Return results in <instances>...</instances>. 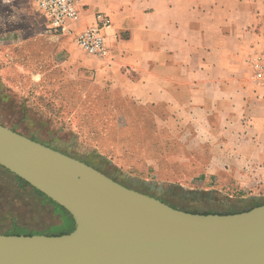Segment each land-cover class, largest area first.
Wrapping results in <instances>:
<instances>
[{
	"label": "crops",
	"instance_id": "crops-1",
	"mask_svg": "<svg viewBox=\"0 0 264 264\" xmlns=\"http://www.w3.org/2000/svg\"><path fill=\"white\" fill-rule=\"evenodd\" d=\"M4 1L7 20L23 17L5 36L9 62L38 65L15 71L14 94L35 87L41 94L59 76L41 104L43 120L85 132L116 166L106 128L125 127L119 142L130 128L166 129L174 160L205 161L207 176L264 193V88L254 75V61L264 57V0H80L72 28L95 23L98 13L110 19L102 55L71 34H48L45 15L33 16L34 0Z\"/></svg>",
	"mask_w": 264,
	"mask_h": 264
},
{
	"label": "water",
	"instance_id": "water-1",
	"mask_svg": "<svg viewBox=\"0 0 264 264\" xmlns=\"http://www.w3.org/2000/svg\"><path fill=\"white\" fill-rule=\"evenodd\" d=\"M0 165L75 222L58 235L0 233V264H264V204L181 210L1 122Z\"/></svg>",
	"mask_w": 264,
	"mask_h": 264
},
{
	"label": "rangeland",
	"instance_id": "rangeland-1",
	"mask_svg": "<svg viewBox=\"0 0 264 264\" xmlns=\"http://www.w3.org/2000/svg\"><path fill=\"white\" fill-rule=\"evenodd\" d=\"M7 10V2L4 1V5L0 4V19H4L0 21V122L2 124L82 159L122 184L150 194L181 210L200 213H233L249 208L255 202L264 201L263 192L254 194L253 190H245L239 184L231 183L229 177L220 179L213 174L207 176L204 173L205 161H183L171 158L170 151L166 148L169 146L166 143L169 139L166 129L156 128L151 131V128H130L126 131L127 141L119 142L120 135H123L121 131L125 127L106 128V143L117 152L113 161L120 166H116L110 162L108 154L105 158L98 148L88 142L92 138L87 137L85 132L80 135L67 127L64 121L57 122L58 125L54 122L56 125L54 126L51 122L43 120L42 114L47 115V113L42 112L41 104L55 93L59 76L47 81L48 85L43 83L41 94H38V87L30 92L29 89L24 90V93L21 91L19 92L21 94L17 96L14 94L15 91H19L17 80L13 77V74H16L15 71H30L31 67L36 68L38 65L23 63V61L19 64L9 62L11 58L8 51L10 50L7 51L6 45L11 41L8 42L5 36L13 26L20 25L19 22L23 17L15 16L7 20L9 16ZM34 10L33 16L39 18V22L45 20L44 13L35 3ZM48 34L53 33L48 32ZM15 51L22 54L20 49ZM51 71L53 72L54 69ZM32 81H24V84L30 87ZM21 98L24 100L23 105L26 109H22L18 102ZM120 123L125 122L121 119ZM154 130L157 132V138L151 137ZM108 137L111 139H107ZM138 140L144 142L138 144ZM118 155L124 156V159H118ZM226 180L229 183L223 186L222 183ZM65 219L68 220L67 224ZM73 229V224L63 209L57 207L31 186L21 185L15 174L0 166V233L25 234L28 232L58 235L71 232Z\"/></svg>",
	"mask_w": 264,
	"mask_h": 264
},
{
	"label": "built area",
	"instance_id": "built-area-1",
	"mask_svg": "<svg viewBox=\"0 0 264 264\" xmlns=\"http://www.w3.org/2000/svg\"><path fill=\"white\" fill-rule=\"evenodd\" d=\"M38 9L44 13L48 25L47 31L53 34H71L78 45L93 55L105 52V31L110 25V19L103 13H98L97 21L81 29H74L71 23L81 14L80 0H34ZM255 80L264 88V57L259 56L254 61Z\"/></svg>",
	"mask_w": 264,
	"mask_h": 264
},
{
	"label": "trees",
	"instance_id": "trees-1",
	"mask_svg": "<svg viewBox=\"0 0 264 264\" xmlns=\"http://www.w3.org/2000/svg\"><path fill=\"white\" fill-rule=\"evenodd\" d=\"M0 166H1V165H0ZM2 167H3V166H2ZM3 168H4V167H3ZM16 178L19 180V182H20L21 185H23V186H26V185H27V186H31V185H30L27 181H25L24 179H22V178H20V177H18V176H16ZM31 187H32V186H31ZM32 188H34L37 192L43 194L47 199H49L44 193H42L41 191H39V190L36 189L35 187H32ZM49 200H51V199H49ZM51 201H52V200H51ZM52 202H53L54 204H56L57 207L63 209V211L66 212V216H67V218H69V219L71 220V222H72V224H73V227H75V222H74L72 216L68 213V211H67L64 207H62L61 205L55 203L54 201H52ZM262 204H264V201H261V202H255V203H254L252 206H250L249 208H246V209H243V210H240V211H236V212H241V211H244V210H248V209H251V208H253V207L257 206V205H262ZM67 223H68V220L65 219V224H67ZM11 234H14V233L11 232ZM25 234L29 235L30 233L26 232ZM49 235H53V234H49Z\"/></svg>",
	"mask_w": 264,
	"mask_h": 264
}]
</instances>
